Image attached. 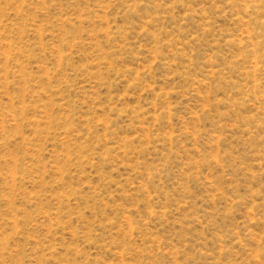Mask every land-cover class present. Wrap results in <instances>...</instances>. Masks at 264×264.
<instances>
[{
    "label": "rangeland",
    "instance_id": "374dc122",
    "mask_svg": "<svg viewBox=\"0 0 264 264\" xmlns=\"http://www.w3.org/2000/svg\"><path fill=\"white\" fill-rule=\"evenodd\" d=\"M0 264H264V0H0Z\"/></svg>",
    "mask_w": 264,
    "mask_h": 264
}]
</instances>
